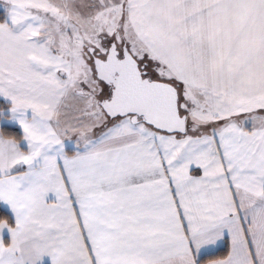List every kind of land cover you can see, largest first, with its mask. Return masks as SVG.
Listing matches in <instances>:
<instances>
[{
  "label": "snow or ice",
  "instance_id": "snow-or-ice-1",
  "mask_svg": "<svg viewBox=\"0 0 264 264\" xmlns=\"http://www.w3.org/2000/svg\"><path fill=\"white\" fill-rule=\"evenodd\" d=\"M2 4L0 264H264V0Z\"/></svg>",
  "mask_w": 264,
  "mask_h": 264
},
{
  "label": "crops",
  "instance_id": "crops-1",
  "mask_svg": "<svg viewBox=\"0 0 264 264\" xmlns=\"http://www.w3.org/2000/svg\"><path fill=\"white\" fill-rule=\"evenodd\" d=\"M3 7V4H2V0H0V11L3 13V21L2 22H4V20H5V11H4V9H1ZM0 100L2 101V102H4V103H6L7 104V106H8V102L7 101H5L3 98H0ZM8 116H9V113H8V111H7V107L6 108H4L3 109V115L1 116V118H0V127H1V125H8V124H6V123H4L3 121H2V118H7V120H9L10 121V125H8V126H14V127H16V128H18L19 129V131L21 132V136H22V129H21V127L19 126V124L18 123H16V122H14V121H12V120H10L9 118H8ZM0 134H2V132H1V128H0ZM0 204L7 210V212L10 214V216H11V218H12V220H13V224H14V215L12 214V212H11V209L6 205V204H4L3 202H0ZM0 236H2L3 237V239H4V241H5V236L7 237V242L5 241V243H8V242H10V233L7 231V229H5L2 233H0ZM39 264H51V259H50V257H47V256H45V257H43L42 258V261L41 262H39Z\"/></svg>",
  "mask_w": 264,
  "mask_h": 264
},
{
  "label": "trees",
  "instance_id": "trees-1",
  "mask_svg": "<svg viewBox=\"0 0 264 264\" xmlns=\"http://www.w3.org/2000/svg\"><path fill=\"white\" fill-rule=\"evenodd\" d=\"M3 13L0 11V22L3 21ZM7 107V104L2 102L0 100V109H4ZM1 118V116H0ZM1 132L4 136H9V137H16V138H20L21 137V132L19 131L18 128L14 127V126H8V125H1ZM0 219H5L9 222V224H13V220L10 216V214L7 212V210L0 204ZM5 241L7 242V237L5 236ZM222 246V250H223Z\"/></svg>",
  "mask_w": 264,
  "mask_h": 264
},
{
  "label": "rangeland",
  "instance_id": "rangeland-1",
  "mask_svg": "<svg viewBox=\"0 0 264 264\" xmlns=\"http://www.w3.org/2000/svg\"><path fill=\"white\" fill-rule=\"evenodd\" d=\"M1 9H4V7H2ZM2 121L4 122V123H6V124H8V125H10L9 123H10V121L9 120H7V118L5 117V118H2ZM98 131V130H97ZM69 144H70V142H68Z\"/></svg>",
  "mask_w": 264,
  "mask_h": 264
}]
</instances>
